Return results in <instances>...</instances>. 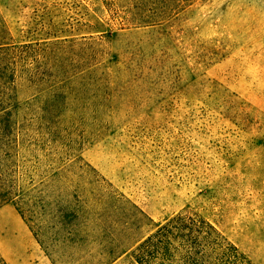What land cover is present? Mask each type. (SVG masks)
<instances>
[{"label":"rangeland","instance_id":"1","mask_svg":"<svg viewBox=\"0 0 264 264\" xmlns=\"http://www.w3.org/2000/svg\"><path fill=\"white\" fill-rule=\"evenodd\" d=\"M0 15L15 42L101 36L103 55L56 92L60 124L29 115L16 136L0 264L103 257L109 219L82 164L154 223L197 213L264 264V0H0Z\"/></svg>","mask_w":264,"mask_h":264},{"label":"trees","instance_id":"2","mask_svg":"<svg viewBox=\"0 0 264 264\" xmlns=\"http://www.w3.org/2000/svg\"><path fill=\"white\" fill-rule=\"evenodd\" d=\"M101 38L68 34L15 42L0 15V208L20 199L22 193L16 170L23 164L16 161H22L25 145L17 143L16 136L27 122L26 117L30 115L40 121L44 115L55 112L49 124L61 123L59 116L65 106L57 99L56 92L102 64L103 55L90 49L91 42L99 43ZM59 45L88 46L90 52L77 50L67 59ZM60 65L64 71H58ZM48 97L54 100L46 102ZM62 166L51 174L61 173ZM82 166L88 167L92 194L105 206L109 219L103 257L91 264H118L117 261L119 264H253L199 214L179 213L162 225L156 224L93 168Z\"/></svg>","mask_w":264,"mask_h":264}]
</instances>
